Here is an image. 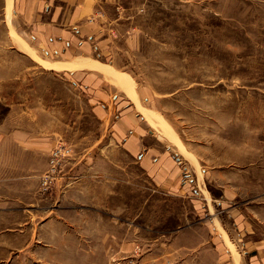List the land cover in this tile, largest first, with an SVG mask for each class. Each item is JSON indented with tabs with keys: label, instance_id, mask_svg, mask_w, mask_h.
<instances>
[{
	"label": "rangeland",
	"instance_id": "1",
	"mask_svg": "<svg viewBox=\"0 0 264 264\" xmlns=\"http://www.w3.org/2000/svg\"><path fill=\"white\" fill-rule=\"evenodd\" d=\"M111 1L110 100L134 103L140 150L0 0V264H264V0ZM59 143L72 155L44 191Z\"/></svg>",
	"mask_w": 264,
	"mask_h": 264
},
{
	"label": "crops",
	"instance_id": "2",
	"mask_svg": "<svg viewBox=\"0 0 264 264\" xmlns=\"http://www.w3.org/2000/svg\"><path fill=\"white\" fill-rule=\"evenodd\" d=\"M111 5H114L111 0H13L17 16L26 27L25 37L38 45L45 57L55 59L50 63L61 65L56 73L60 80L78 91L79 101L93 110L106 133H112L123 148L140 150L145 144L142 145V135L135 137L142 126L134 103L126 98L116 101V94L110 100L111 75L105 68L119 72L124 66V63L119 64L124 54L108 46L111 37L107 29L112 21L108 7ZM91 18L93 22L88 21ZM100 56L108 60H101ZM88 60L95 65L82 64ZM116 111L122 112L119 121H115ZM26 141L35 143L31 137ZM148 151L149 148L147 154ZM147 158L143 157L141 162L157 181L161 161L154 165Z\"/></svg>",
	"mask_w": 264,
	"mask_h": 264
},
{
	"label": "built area",
	"instance_id": "3",
	"mask_svg": "<svg viewBox=\"0 0 264 264\" xmlns=\"http://www.w3.org/2000/svg\"><path fill=\"white\" fill-rule=\"evenodd\" d=\"M72 147L59 143L51 151L49 168L41 178V185L44 191H49L57 179L64 163L72 155ZM125 264H135L134 259H128Z\"/></svg>",
	"mask_w": 264,
	"mask_h": 264
},
{
	"label": "bare ground",
	"instance_id": "4",
	"mask_svg": "<svg viewBox=\"0 0 264 264\" xmlns=\"http://www.w3.org/2000/svg\"><path fill=\"white\" fill-rule=\"evenodd\" d=\"M93 62H94V61H93ZM93 62H90V61L87 62V61H85V62H83L82 64H84V65H85V64H86V65H89V64H92ZM92 65H93V64H92ZM68 66H69V65H68ZM72 66H73V65H72ZM50 67H53V68H54V67H55V68H61V65H55V66H50ZM108 72H109L110 75L113 76V78L116 79V76H117V75H116L115 72H113V71H111V70L108 71ZM120 78H121V81H122V82H123V79L125 80V78H123V77H120ZM44 174H45V173H44ZM44 174L42 175V177L44 176ZM237 263H238V262H237Z\"/></svg>",
	"mask_w": 264,
	"mask_h": 264
}]
</instances>
